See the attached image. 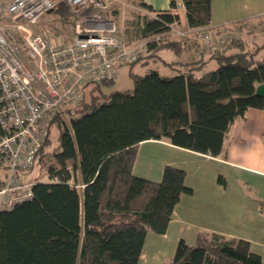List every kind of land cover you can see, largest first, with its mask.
I'll use <instances>...</instances> for the list:
<instances>
[{
    "label": "trees",
    "instance_id": "1",
    "mask_svg": "<svg viewBox=\"0 0 264 264\" xmlns=\"http://www.w3.org/2000/svg\"><path fill=\"white\" fill-rule=\"evenodd\" d=\"M129 1L146 11L135 24L149 49L128 64L132 87L105 92L103 86L114 80L96 82L88 85L95 91L89 104L79 112L84 99L66 108L68 123L60 112L51 114L58 142L44 152L48 136L36 159L49 154L57 165L48 167L51 181L32 185L31 199L0 212V264H139L146 234H164L181 196L192 193L185 170L173 165L163 166L159 180L134 174L139 143L164 139L216 157L225 154L234 120L249 108L264 109V54L257 56L264 44L252 51L241 38H230L220 49L200 51L170 38L178 14ZM181 3L188 27H210L212 0ZM176 6L171 0L170 7ZM53 11L72 16L64 0ZM190 49L197 57L186 62H167L160 55L167 50L180 57ZM157 58L172 69L176 64L185 68L172 75L132 70ZM211 59L216 65L208 69ZM74 174L81 192L70 183ZM164 264L264 262L244 238L198 232L193 244L180 238Z\"/></svg>",
    "mask_w": 264,
    "mask_h": 264
},
{
    "label": "built area",
    "instance_id": "2",
    "mask_svg": "<svg viewBox=\"0 0 264 264\" xmlns=\"http://www.w3.org/2000/svg\"><path fill=\"white\" fill-rule=\"evenodd\" d=\"M64 1L78 20L71 39L56 43L46 31L31 32L55 0H0V212L32 198L36 181L26 176L50 134L51 114L80 104L88 85L114 80L149 52L147 41H126L109 16L110 0ZM239 26L172 27L170 38L189 36L184 41L200 51H214L240 38Z\"/></svg>",
    "mask_w": 264,
    "mask_h": 264
},
{
    "label": "crops",
    "instance_id": "3",
    "mask_svg": "<svg viewBox=\"0 0 264 264\" xmlns=\"http://www.w3.org/2000/svg\"><path fill=\"white\" fill-rule=\"evenodd\" d=\"M113 1L116 3L110 10L109 16L116 20L122 11L121 8H117L121 4L124 5L123 1L126 2V0ZM143 1L155 10L170 9L171 12L178 14L181 25L187 26L181 0H175L176 8L170 7L171 0ZM128 2L135 16H142L146 13L144 9L130 4L129 0ZM117 3L120 5L117 6ZM260 15H264V0H212L210 26L238 22L244 33L251 32L252 29H256V25L260 23L259 20L264 17ZM252 34L249 40L242 39V37L241 39L245 48L253 51L264 44V32L262 35ZM258 36L263 37L259 39ZM256 37L257 40H255ZM165 51L173 54V59L167 62L176 60L186 62L197 57L192 49L182 53L180 57L170 51ZM262 54H264V45L257 56ZM213 61L208 60V69ZM184 68L180 64L173 65L174 72ZM224 145L225 154L214 157L175 146L164 139L146 140L138 145L133 171L135 165L140 163L146 174L138 175L152 177L151 179H160L162 167L165 164L182 168L186 172L185 182L192 188V193L181 196L174 207L166 232L160 234L166 240L165 243L168 244L170 251L175 243L177 245L180 238L187 242L184 238L185 233L189 234L191 239L187 243L192 244L197 232H210L227 238L236 237L248 240L251 250L258 253L264 262V109L249 108L243 117L236 118L226 134ZM141 155H143L142 159H140ZM154 155L156 158L153 157ZM219 175L222 177L221 180H218ZM195 199L199 203L190 204L191 200ZM216 203H219L218 206ZM230 207L236 210L239 221L231 224V230L224 226L226 224L216 226V219H224V212ZM172 224H175L174 235H170ZM145 245L146 241L143 244L139 264H152L153 262L157 264V260L164 258L166 262L173 255L169 256V250L167 253L161 250L152 253L151 258L149 252L144 251Z\"/></svg>",
    "mask_w": 264,
    "mask_h": 264
},
{
    "label": "rangeland",
    "instance_id": "4",
    "mask_svg": "<svg viewBox=\"0 0 264 264\" xmlns=\"http://www.w3.org/2000/svg\"><path fill=\"white\" fill-rule=\"evenodd\" d=\"M56 2L58 0H55ZM110 10H112L114 7V2L113 0H110ZM128 0L123 1L124 5H120L119 3H117V6L120 5L117 9L121 8L122 11H120L119 13V18H116L115 22L117 24V27L121 30L123 37H126V41L128 40L129 42H134L136 41V43H142L146 40H142L140 39V32L138 29V26L135 24V22H137L136 20V16L134 14V12L132 11L133 9L130 7ZM109 10V12H110ZM260 16H264V15H260ZM118 17V16H117ZM77 18L75 16H66V17H62L61 15H59L56 11H49L48 13H46V15L44 16V18H42L39 22L38 25L31 27V32L33 33H37V32H41V31H46L47 35L50 37V39H52L54 42H64V41H68L71 39V37L73 36V34L75 33V26L77 23ZM260 23L258 25H256V29H252L251 27V32H246L244 33L242 31V27L239 26V37L242 39H250L251 33L256 34L257 35H262V33L264 32V17L261 18ZM231 24H236L238 25V22H233V23H229V24H217V25H211V29H218L221 28L222 25H231ZM86 23H84L82 25V27H85ZM88 26V25H87ZM90 26V25H89ZM173 29H186L187 26L185 25H181L180 22L174 23L172 25ZM252 34V35H253ZM263 36H258L259 39H261ZM180 40H190L192 39V37L189 36H182V37H178ZM193 40V39H192ZM257 40V37L256 39ZM258 42V41H257ZM203 50H208L206 48H202ZM161 57L166 60L169 61L170 59H173V54L164 51L160 52ZM171 56V57H170ZM206 57H208V54H206ZM215 62L213 61L212 63H210L209 68L214 67ZM214 64V65H213ZM133 70L135 72H139V73H144L150 69H155L158 70V72L160 74H174V70L168 68V66L164 65L162 63V61L157 58V60L153 61L150 60L148 62V64L146 65H142L140 62L135 64L133 66ZM129 70V66L128 65H124L120 68L119 74L118 76L114 79V82L109 84V85H105L103 86V90L105 92H109L112 90H123L126 88H131L132 87V79L128 73ZM94 86H88L86 88V91L84 93V104L77 108V110L75 112H79L85 105L89 104V102L91 101V95L92 93L95 94L94 90ZM76 106V105H75ZM70 106H67L65 108H63L60 113H59V117L63 120V122L68 123L69 121V117L70 114L68 113L66 108H69ZM73 107V106H72ZM71 108V107H70ZM75 110V109H73ZM58 136H59V129L56 125H53L50 128V144L48 146H46L44 148V152L46 151V153H49L50 151H52L53 149H51V146H53L54 144H56L58 142ZM153 157L156 158V156L154 155ZM143 158V155H141L140 159ZM51 165H57L55 160L49 156V154L47 155H40L37 159H36V163L33 166V168L31 170L28 171L26 178L29 180H33V181H40V182H48L50 181L49 176H48V167ZM163 168V167H162ZM134 174L138 175V174H146V171L142 169V166L140 163H137L135 165ZM78 174H74L73 180H71L70 183H72L73 185L77 186V189L79 192H81V184L78 181L79 175L76 176ZM140 176V175H138ZM144 177V176H143ZM191 177V175H190ZM147 178V177H145ZM152 177H149V179H151ZM161 178V177H160ZM151 180H159V179H151ZM184 195H188V194H183ZM198 200H191L190 204H194L197 205ZM217 206L219 203H216ZM211 207L213 208V205H211ZM214 211L216 210L215 208L213 209ZM224 219H216L215 221V225L216 226H223V224H226L224 226L227 227L228 230H231V224L233 222H238L239 221V217L238 214H236V210L233 207L228 208V211L224 212ZM199 219V218H198ZM194 220H197V218ZM220 221V222H218ZM172 227V228H171ZM171 230H170V235H174V231H175V224H172L171 226ZM198 233V232H197ZM187 242H189L190 239V235L185 233V237ZM196 238V237H195ZM146 245L144 248V251H148L149 252V257L152 258L154 252H159L161 250H163V252L167 253L169 250V256H171L174 253V250L176 248V243L173 245V248L170 249L168 248V244L165 243V239L162 238V236L160 234L154 233V232H148L146 234ZM193 243L195 242V240L192 241ZM192 243V244H193ZM165 258L161 259L160 261L157 260V264H162V262H165ZM152 264H156L155 262H153Z\"/></svg>",
    "mask_w": 264,
    "mask_h": 264
}]
</instances>
